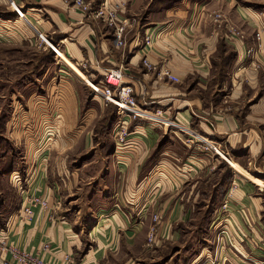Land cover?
Instances as JSON below:
<instances>
[{
	"label": "crops",
	"instance_id": "crops-1",
	"mask_svg": "<svg viewBox=\"0 0 264 264\" xmlns=\"http://www.w3.org/2000/svg\"><path fill=\"white\" fill-rule=\"evenodd\" d=\"M108 1L117 9L119 20L129 25L122 48L116 47L111 29L87 17L71 0H0V33L22 34L26 46L39 43L38 38L34 40V33L58 44V58L85 84H101L104 68L123 67L125 83L134 90L138 105L147 104L150 111L160 110L178 127L168 129L126 117L134 150L125 155L115 152L112 138L104 149L95 150L91 143L94 136L89 131L85 143L89 142L93 156L106 152L100 176L95 173L83 177L89 164H78L70 150L87 124L73 145L58 152L66 155L57 163L53 148L41 149L33 138L40 130L42 134L45 120L34 125L36 120L32 119L24 127V138L33 139L24 142L29 178H23V174L21 178L27 193L47 198L51 210L35 209L31 222H20L22 197L18 193L14 213L8 211L0 233L5 232L8 245L51 264H65L66 257L70 259L68 264L264 262V194L258 193L263 190L236 173L252 171L264 182V9L253 7L254 0H200L191 5L155 9L144 18L147 23L140 25L141 19L134 17L147 9L152 0L104 2ZM215 13L222 14V20L210 16ZM261 29L260 46L255 51V33ZM149 35L152 43L144 46L143 39ZM248 50L261 57L260 65L252 62L244 66ZM144 58L153 70L143 66ZM161 68L170 70L180 83L159 75ZM194 79L196 95L188 87ZM54 87L63 92L60 100L66 94L70 97H66L68 113L63 114L64 119L53 109V120L77 121L81 111L72 94L76 85L66 80ZM43 103L35 101L40 108H44ZM50 106L60 107L58 99H51ZM95 115L96 110L89 109L80 117L90 116L93 121ZM209 144L228 156L236 170L230 179L237 187L228 214H223L219 205L223 204L230 183L218 185L224 186L222 194L208 196L216 204L210 215L212 226L217 217H226L227 229L217 225L214 230H206L204 214L194 211L199 195L193 190L200 184L201 176L222 160ZM181 165L183 170L192 168L195 172L183 174ZM162 169L168 170L174 180L169 178L160 186L157 178H146L147 174L156 177ZM17 173L13 170L9 177ZM187 177L193 180L188 182ZM155 214L161 218L157 223L152 221ZM153 225L156 235L153 242H148ZM221 229L226 230L232 244L214 243V236ZM2 258L14 264L7 254Z\"/></svg>",
	"mask_w": 264,
	"mask_h": 264
},
{
	"label": "rangeland",
	"instance_id": "rangeland-1",
	"mask_svg": "<svg viewBox=\"0 0 264 264\" xmlns=\"http://www.w3.org/2000/svg\"><path fill=\"white\" fill-rule=\"evenodd\" d=\"M86 1L88 2L87 4L90 5L92 10L100 8L106 3L104 2L105 0H85V2ZM197 1L200 0H152L147 9L141 11V13L134 18L137 20L141 19L140 25H143L144 23H147L144 20V18H146L147 16V13H150L155 9L168 8L176 5H191L193 4V2ZM254 1L255 5H253V7L258 6L264 9V0ZM111 2L112 1H108L106 3V6L115 8V6H113V3ZM240 5L245 6V4ZM219 9L227 10L228 8L219 7ZM210 16L213 18L214 14H210ZM193 17L195 18L197 16L194 15ZM94 22H98L104 25L100 21ZM145 26V28H147L148 24ZM13 31L17 32L16 30ZM261 33L263 34L262 29L256 30L255 40L258 44L256 43L257 48L254 49L255 51L258 50V47L260 46V41L257 40L256 35L259 34V36L261 37ZM5 34L6 33H0V228L5 227V223L7 221V219H5V216L7 215L8 211H10V213L12 214L14 213V207H16L15 205L17 204L16 202L19 198L18 193H20L21 190L25 188V186L23 185V189H20L18 187L19 185L10 184L9 181L13 183L14 178H21L22 174L23 178H29V176L26 175L27 166L24 163V142H31L33 141V139L32 137H28L26 139L24 138V127L27 128V124L30 123L32 119L36 120L34 122V125L38 124V122H42L43 119L45 120L42 127V134L41 130L39 132L37 131L38 134L33 136V138L41 149L53 148L52 150H54V152H52L57 154L54 156L57 163H59V159L62 156L66 155H60L58 154V152L67 150L71 145H73L74 141L76 140V135L79 134L80 131H83L82 126L87 124L83 134L81 135V138L78 139L75 147L70 150L72 156H76L78 158V164L81 162L89 164L87 165V168L83 175V177H86V174L89 176L96 174L100 176L101 172L99 171V169L102 166L101 164L104 162L103 152H106L105 150L102 152V155L99 154L93 156V152L90 151L91 146H89V142L85 143V137H89L87 133L91 131L92 136H94L91 143L92 146H96L95 150L104 149L103 147L105 146V144H108L107 141L110 140L109 138L113 139L112 129L116 123L117 118L114 112V107L111 105H106L104 102L99 101L101 100V98L98 96H95L96 99H94L93 95L91 94V90L89 89L88 83H82L83 81H85L84 79H81L82 82H79L74 76L77 74H75L73 69L71 67V70L67 69V67L65 66V62H63L59 58L55 59L53 54L47 53L44 50V45H39L41 43L35 42L32 44L29 43L30 45L26 46L24 45V35L20 33H17L20 35ZM37 36L38 35L34 33V40L38 38ZM254 50L247 51L244 66L248 67L252 62H255L256 65H260L259 61L261 62V57L257 56V53L255 54ZM66 80L76 85V90L74 91L72 89V94L74 99L76 98L78 103H80V116L89 109L96 110V115L93 121H91L90 116L85 118L79 116V118L75 122H66L63 120L62 122L55 120V122L51 117V115H53V112H51L53 109V111L55 112L58 110L57 113H59L58 115L61 117V119L63 118V114L68 113L66 100L70 96L68 94H66L65 96L63 95L64 99L60 100L61 96L59 94L63 92L55 91L54 87L55 85L63 84ZM261 83L264 85V81ZM196 84L197 79H194L188 83L189 89L194 90V95L197 94L198 89ZM51 99H58L60 107L52 108V106H50ZM36 100L40 102L44 101V108H40L39 106H37V104H35ZM25 116H28L29 119H26ZM202 147H204V145H202ZM209 147L212 151H214L216 148L218 153L221 155L220 158L222 160H220L219 164L208 172L209 175H207L208 173L205 172L204 175L201 176L200 184H198L197 187H195V189L193 190V194L199 195L194 204V211L195 213L197 211H201V214H204L205 218L203 220V226H206V230L207 227L209 229L212 227V230H214V226L217 225H220L221 227H225L227 229L226 217H217L216 219L218 221L215 223V225L212 226L213 219H211L210 215L211 213H213L211 211L213 208H215L214 205L216 204H214V202L208 196H216L222 194L224 186L220 187L218 185L222 184L226 186V184L230 183L232 173L236 172V170H234V168L231 166V161H229L228 156L222 154L215 145L212 146L211 144H209ZM222 155L224 156V158ZM70 157L71 155H69L68 158ZM28 160H30L29 157ZM68 161L69 159L65 160L66 163ZM30 162L32 161L30 160ZM67 165L68 163L66 164V166ZM182 167V165L179 166L180 172L185 171L183 174L190 175L195 172V170H193L192 168H188L189 171H187L183 170ZM239 168L240 167L237 166V169ZM13 170L18 171L19 173L13 174V177L10 179L9 173H11ZM236 173L239 174L242 178L250 180L258 185L259 188L263 190V192L259 191L258 193L264 194V182H262L263 180L259 179V177L254 174V172L248 171L246 173L243 171L242 173ZM151 176L158 179L157 183L160 186H163L164 182L166 180H169V178H172L171 180H174V176L172 174L170 175L168 170L164 171L163 169L156 172V177H154L153 174L150 176L147 174L146 178ZM192 180L193 179L188 178L187 181L191 182ZM231 185L232 183H230L229 188L226 189L223 200L227 198ZM186 187L188 188V186ZM204 193L206 194L204 195ZM231 200H233V198H231ZM6 203L7 205L4 208L3 206ZM221 205L222 203H220L219 206L221 207ZM229 207L230 203H228V208ZM222 213L224 214V211H222ZM220 221L221 224H219ZM217 235L214 236L215 244L217 242ZM209 242L210 240L206 241L207 244ZM224 243L229 244L228 238H225Z\"/></svg>",
	"mask_w": 264,
	"mask_h": 264
},
{
	"label": "built area",
	"instance_id": "built-area-1",
	"mask_svg": "<svg viewBox=\"0 0 264 264\" xmlns=\"http://www.w3.org/2000/svg\"><path fill=\"white\" fill-rule=\"evenodd\" d=\"M73 6L79 8L82 12L86 13L87 17H90L94 21L102 22L105 27L112 30L114 37L115 45L117 48H122L125 45V35L127 24L120 21L117 14V9L114 7H108L107 4H104L100 8L92 10L90 5L85 2V0H71ZM19 11H17L18 17ZM221 14H214L213 19L216 21L222 20ZM39 45H44V50L47 53L54 55L55 59H58V51H61V47L58 44L49 42L41 34H37ZM257 40L260 41L259 34L256 35ZM144 46H149L152 43V37L145 36ZM143 66L148 70H153L154 67L147 61L146 58L143 59ZM159 75H162L165 79L172 83L179 84L180 80L178 77L174 76L170 70L167 68L159 69ZM125 69L123 67H110L103 69V82L101 84L88 83L89 89L93 97L98 96L106 105H111L114 107L116 112V123L112 129V136L115 143V152L119 155H125L126 152H132L134 150V144L130 139L132 131L129 129V124L126 122L125 118L130 117L132 120H143L148 123L157 124L166 128L173 129L174 127L167 123H174L173 120L167 119L164 117L160 110L150 111L146 108L147 104H144L143 107H140L136 101L134 90L126 85L125 83ZM177 125V124H176ZM177 129V128H174ZM13 177L10 176V179ZM24 180L20 177H15L13 183L14 185H19L20 189H23ZM25 186V185H24ZM236 184L233 182L227 198L224 200V203L221 205V210L225 213L229 210L228 203H230L233 191L236 189ZM20 195L22 197L21 208H20V222H31L34 216V210L39 209L43 211L51 210L49 200L35 194H29L25 190H21ZM160 215L155 214L152 217V221L157 223L160 221ZM4 233H0V256L9 255L11 262L14 264H51L49 262H44L43 259L32 255L31 253L20 250L13 245L7 244V238L4 236ZM156 235V229L153 225L150 227L148 242H153V239ZM228 238L226 235V230L221 229L217 235L216 244H222ZM229 244L230 239L228 238ZM44 250L48 249V246L43 247ZM65 264L70 263L68 257L65 258ZM0 264H9L5 259H0ZM254 264H264L254 263Z\"/></svg>",
	"mask_w": 264,
	"mask_h": 264
},
{
	"label": "bare ground",
	"instance_id": "bare-ground-1",
	"mask_svg": "<svg viewBox=\"0 0 264 264\" xmlns=\"http://www.w3.org/2000/svg\"><path fill=\"white\" fill-rule=\"evenodd\" d=\"M59 55H60V51H58V57H59ZM167 124L173 126L174 128H177L178 127V125H176L174 123H167Z\"/></svg>",
	"mask_w": 264,
	"mask_h": 264
},
{
	"label": "trees",
	"instance_id": "trees-1",
	"mask_svg": "<svg viewBox=\"0 0 264 264\" xmlns=\"http://www.w3.org/2000/svg\"><path fill=\"white\" fill-rule=\"evenodd\" d=\"M114 112H115V110H114ZM115 115H116V112H115Z\"/></svg>",
	"mask_w": 264,
	"mask_h": 264
}]
</instances>
